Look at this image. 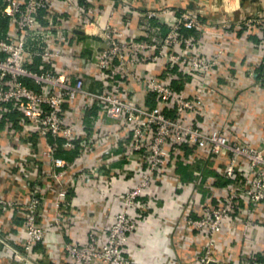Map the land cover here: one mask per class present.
<instances>
[{
  "label": "built area",
  "instance_id": "2783aa9c",
  "mask_svg": "<svg viewBox=\"0 0 264 264\" xmlns=\"http://www.w3.org/2000/svg\"><path fill=\"white\" fill-rule=\"evenodd\" d=\"M60 1L77 19L83 37L75 36L76 43L92 53L73 51V43L60 35L53 0H0V191L8 188L5 167L17 143L24 152L15 164L30 186L24 203L0 195V213L12 209L22 219L17 240L0 232L12 262L47 264L34 246L49 227L62 233L66 205L80 200L69 198L70 191L80 183L116 210L102 240L89 230L84 243L74 242L70 232L56 243L62 262L137 264L127 255L126 242L151 215L204 238L200 244L183 239L198 264L214 260L216 235L228 222L241 224L243 245L255 239L264 228V143L253 145L212 118L206 95L233 27L253 24L264 58V14L235 21L239 0H213L226 15L217 23L220 33L208 55L203 33L210 17L199 9L146 10L143 16L166 31L155 39H120L86 2ZM118 1L130 7L129 0ZM150 65L157 74L149 72ZM87 71L99 88L86 86ZM69 150L71 157L60 155ZM190 156L215 162L224 180L218 187L208 176L209 191L198 205L193 189L182 195L177 171L179 164H190ZM42 208L55 210L48 227L38 220ZM261 254L251 264H264V249ZM240 258L235 264H242Z\"/></svg>",
  "mask_w": 264,
  "mask_h": 264
},
{
  "label": "crops",
  "instance_id": "0c3cea01",
  "mask_svg": "<svg viewBox=\"0 0 264 264\" xmlns=\"http://www.w3.org/2000/svg\"><path fill=\"white\" fill-rule=\"evenodd\" d=\"M81 1L86 2L88 11L100 13L101 24H109L120 39H155L165 32V27L159 25L155 19H146L143 16L146 10L157 11L166 6L174 10L199 9L201 14L210 17V24L203 33L204 53L208 55L213 52L214 36L220 33L217 23L226 15L220 8L213 6V0H129L128 8L118 0ZM239 1L240 7L233 15L235 21L264 14V0ZM51 11L60 18L59 33L73 43V51L81 54L92 53V48L87 46L84 48L80 43H76V40L83 36L77 28V19L73 13H68L60 0H53ZM54 32L56 31H52V37L55 36ZM85 42L88 46L93 43L89 39ZM261 47L258 30L253 24L233 27L225 42L222 60L211 75L209 92L206 95L211 117L230 126L236 134L253 145L264 143V58ZM148 69L150 73H158L154 65L148 66ZM251 70L254 73H251ZM91 75V71L85 72L86 86L90 89L99 88L98 81ZM15 148L17 152L12 155L9 165L5 167L9 172L8 188L0 191V195L24 203L28 199L30 186L22 181L15 164L24 149L18 143L15 144ZM190 158V164L187 166L179 164L177 171L184 185L182 195L188 196L190 189H193L194 201L198 205L204 200V194L209 191L205 183L208 176H214L218 187L224 180L212 160H201L192 156ZM80 185L70 191L69 198L79 195L80 200L66 205L67 217L63 220L62 233H57L49 227L44 241L34 246L37 252L44 255L47 264H70L69 260L62 262L58 252L53 248L56 243L68 239L66 235L68 232L74 242H86L89 230H95L99 240H102L104 227L111 222L116 210L114 203L88 192L83 186L84 183ZM210 193L215 200V191ZM54 213V208H42L38 217L40 224H49ZM176 217L179 220L177 215ZM21 224L22 219L15 215L14 210L9 209L0 213V232L11 241L18 239ZM241 230L239 222H228L216 235L214 260L209 264H235L239 257L242 264H251L253 258L261 257L264 249V228H259L255 239L247 245L242 244ZM192 235L188 236L180 224H171L151 215L143 221L135 235L129 236L126 242L127 255L137 264H175V261L178 264H198L195 250L184 246L183 239H195L200 244L204 238L199 234ZM51 245L53 249L49 256L48 249ZM239 251L241 256L238 254ZM0 264H16L11 260L10 250L2 243Z\"/></svg>",
  "mask_w": 264,
  "mask_h": 264
},
{
  "label": "trees",
  "instance_id": "16d2710c",
  "mask_svg": "<svg viewBox=\"0 0 264 264\" xmlns=\"http://www.w3.org/2000/svg\"><path fill=\"white\" fill-rule=\"evenodd\" d=\"M165 31H166V29H165ZM184 33H195V32H194V30L185 29ZM60 155L69 158V157H71L72 152L70 150L69 151H63V152H60Z\"/></svg>",
  "mask_w": 264,
  "mask_h": 264
}]
</instances>
